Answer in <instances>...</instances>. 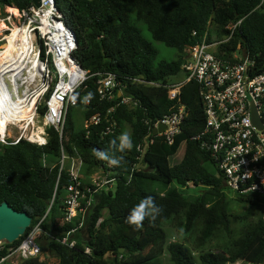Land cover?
<instances>
[{
  "label": "trees",
  "instance_id": "obj_1",
  "mask_svg": "<svg viewBox=\"0 0 264 264\" xmlns=\"http://www.w3.org/2000/svg\"><path fill=\"white\" fill-rule=\"evenodd\" d=\"M32 4V0H0V11L7 7L22 11ZM55 5L75 34L73 56L78 64L89 74H115L125 94L138 105L135 109L117 106L114 118L118 129L114 134H102L104 123L92 126L86 134L82 126H74L71 108L82 107L83 124L92 114L103 113L117 102L99 101L96 78L90 77L77 92L78 105L68 108L61 134L46 128V143L41 146L24 139L16 144L9 140L0 143V204L7 202L15 211L31 217L26 232L43 219L40 227L50 237L43 234L40 238L56 264H163L164 253L173 264H264V218L246 221L250 213L233 215L230 207L234 201L255 209L264 198L235 193L229 198L215 164L190 139L204 123L197 84L191 82L182 89L180 100L188 115L173 143L167 145L156 136L137 160L140 153L136 146L149 132V123L172 110L175 102L168 100L163 88L131 83L133 78L167 82L178 76L187 47L200 40L208 23L216 35L223 36L228 24L240 20L231 45H222L220 51H227L225 57H229L234 45L241 43L258 69L264 68V0H55ZM143 27L154 41L174 49L176 57L158 60L152 42L142 33ZM88 93L90 105L84 106ZM37 110L44 115L45 104ZM125 126L130 127L133 147L121 152L118 143ZM182 143V156L171 164ZM73 147L82 158L84 173L102 168L114 171L117 181L112 188L94 195L85 227L72 236L75 244L70 248L58 239L71 226L58 227L56 220L61 216L69 182L65 171L59 174L58 159L62 150L72 153ZM94 150L105 151L120 163L111 165L96 157ZM206 162L212 166L210 170L204 166ZM145 197H151L160 211L138 226L129 223L126 218L130 210ZM176 218H181L185 231L199 222V233L190 246L170 241L166 226ZM236 223L241 227L235 232L231 226ZM217 236L223 241L209 245ZM21 239L0 246V259ZM84 247L91 249L90 254L84 253ZM18 264L49 263L36 257Z\"/></svg>",
  "mask_w": 264,
  "mask_h": 264
},
{
  "label": "built area",
  "instance_id": "obj_2",
  "mask_svg": "<svg viewBox=\"0 0 264 264\" xmlns=\"http://www.w3.org/2000/svg\"><path fill=\"white\" fill-rule=\"evenodd\" d=\"M10 8L7 7L9 14L3 24L5 20L11 24L15 17L18 25L11 24L8 28L4 24L7 33L0 41L6 43L12 35V29L20 30L29 42L30 53L27 57H31L28 66L24 61L25 55L19 59L21 67L17 70L26 72L27 75H18V81L8 77L16 71L14 64L5 63L0 66V103L4 111L9 113L13 110L12 106L15 108L12 98L15 99L22 88L26 90V99H31L30 121L24 126H17L13 122L14 124H8L5 128V134L10 128L19 132V136L11 144L24 138L30 143L44 145L46 128L49 127L61 134L68 108L78 105L77 92L90 77L96 78L95 92L99 101L117 102L103 113L92 114L84 120L82 127L88 134L92 126L104 123L102 134H114L118 129L114 118L117 106L135 109L138 101L125 94V87L115 74H89L78 64L73 56L77 49L75 34L65 23L55 0H40L38 7L32 4L26 10L14 9L15 13ZM240 22L238 20L228 24L225 27L227 34L223 36L216 35L212 25L208 23L200 40L187 47L180 73L171 80L158 82L141 77L131 80V83L163 88L168 100L175 102L172 110L149 123V132L136 146L140 153L137 160L141 159L142 154L153 143L154 137H162L167 145H171L181 132L188 111L180 97L183 87L193 82L198 86L204 123L201 131L190 139L196 141L199 149L209 155L228 191L242 196L251 194L264 198V68L258 69L241 43L234 45V49L229 51V57H225L227 51H220L222 45H231ZM42 50L44 58L41 57ZM34 56L40 62V70L35 67L36 71L31 72L30 62ZM47 93L49 94L45 98ZM41 98L46 107L42 116L37 110V102ZM83 105L89 106L90 100L85 102L83 99ZM37 114L43 118L41 127L35 123ZM159 126L163 127L161 132L152 134V129H158ZM33 134L36 138L32 141L29 137ZM3 138L0 135V139ZM2 143H6V140ZM58 165L59 174L65 171L69 182L65 187L62 213L56 222L58 227L64 224L71 226L58 241L71 248L75 244L72 236L85 227V218L93 204L94 195L102 189L115 186L117 177L114 171H104L102 168L94 169L99 170L97 174L85 176L84 163L74 147L72 153L61 151ZM42 220L27 231L17 245L7 249L0 263L10 259L21 262L41 255L43 247L36 240L46 234L40 227ZM90 252L89 247H84V253ZM234 264L249 263L237 261Z\"/></svg>",
  "mask_w": 264,
  "mask_h": 264
},
{
  "label": "rangeland",
  "instance_id": "obj_3",
  "mask_svg": "<svg viewBox=\"0 0 264 264\" xmlns=\"http://www.w3.org/2000/svg\"><path fill=\"white\" fill-rule=\"evenodd\" d=\"M10 9H15V8H10ZM9 14V10L6 8L3 12L0 11V39L3 37L4 34L7 33L6 31V27H10L11 24L13 25H18L17 19H15V17L13 18V20H11V24H9V22L7 20L4 21L5 26L2 25L3 20L8 16ZM142 33L144 36H146L153 44L154 48L157 51V59L158 60H171L174 59L176 57V51L172 48L166 47L164 44L154 41L151 37L149 32L147 31V29L145 27H143ZM4 41H0V47H2L4 45ZM26 55H25V60L26 58L28 59V64L30 61L31 57H27L28 53H30V50L28 48V50L25 51ZM33 52V51H32ZM35 57V56H34ZM34 57H32V60L34 59ZM38 87H40V85L38 84ZM44 102L43 98H41L38 102H37V107L42 105ZM81 106L78 107H74L71 108L70 110V116L72 118V121L74 122V126L76 128L81 127L83 124L81 122ZM42 121L43 118L40 117L38 114L35 117V123L36 125H39L41 127L42 125ZM16 125L18 126H24L25 122L22 123H16ZM124 131H128L130 132V127L129 126H125L123 128V132ZM26 135V134H25ZM19 136V132L17 131V129H12L11 131L8 129V133L6 134V136L3 139H0V143H2L5 140H10L13 141L15 140L17 137ZM24 139V138H22ZM183 150H184V144L182 143L179 147V149L177 150L176 154L174 157H172L170 163L173 164L177 161H179L180 156H182L183 154ZM204 166L207 169H211L212 166L206 162L204 163ZM99 170H93L92 173L97 174ZM86 175L88 176V174H90V171L87 173L85 172ZM190 188H193L192 185H190ZM191 194H193V190H190ZM228 196L229 198L233 197V193L228 191ZM231 213L233 215L236 214H242V213H250L249 216L246 218V221H250V220H255L257 218H264V203H260L258 208L255 209H250V207L248 205L245 204H240V203H236V202H232L231 205ZM181 223V218H176L169 226H166L167 228V233H168V237H170V241H178L181 242L184 245L190 246L191 243L195 240V238L197 237L199 230H200V224L199 222H197L189 231H185L184 227L180 225ZM233 228V230L236 232L237 230H239V228L241 227L240 223H236V224H232L231 226ZM40 237H43L42 235ZM37 243L43 247L41 255L39 256V259L45 260L47 261L49 264H56V258L51 255L47 248H46V243L42 238H38ZM223 241V239L220 236H217L215 238H213L209 245H215L216 243H221ZM161 261L163 264H173L171 262V260L169 259V256L167 253H164L161 256ZM9 263L11 264H18V260L17 259H10L8 260Z\"/></svg>",
  "mask_w": 264,
  "mask_h": 264
},
{
  "label": "bare ground",
  "instance_id": "obj_4",
  "mask_svg": "<svg viewBox=\"0 0 264 264\" xmlns=\"http://www.w3.org/2000/svg\"><path fill=\"white\" fill-rule=\"evenodd\" d=\"M4 26V24L2 23ZM21 37V38H20ZM20 38V39H19ZM30 50L29 42L27 41V38L20 33V30L18 29H12V35L8 37L7 42L0 47V66L2 64L7 63V65L14 64L16 71L9 74V78L12 80L14 78L16 81H18V75L26 76V72H18L17 69L21 67V65L18 63L19 59L26 55V50ZM24 61L26 66H28V59L24 56ZM40 62L37 61V58L34 57L33 60L30 62V70L31 72H35L36 69H39ZM20 65V66H19ZM26 68V67H25ZM23 70V69H22ZM34 70V71H33ZM23 79V78H21ZM26 90L22 88L21 93L15 96V99H13V104L15 108L12 106L13 110H11L9 113H6L4 111L3 106L0 103V135L2 137H5V128L8 124H14V123H22V122H29L30 121V102L31 99H26ZM33 103V101H32ZM14 122V123H13ZM36 136L30 135L29 139L34 138Z\"/></svg>",
  "mask_w": 264,
  "mask_h": 264
},
{
  "label": "water",
  "instance_id": "obj_5",
  "mask_svg": "<svg viewBox=\"0 0 264 264\" xmlns=\"http://www.w3.org/2000/svg\"><path fill=\"white\" fill-rule=\"evenodd\" d=\"M34 6L40 5V0H32ZM162 126L152 129V134L161 132ZM31 225V217L26 212L15 211L7 202L0 204V246L12 244L19 240ZM120 252L123 251L121 248Z\"/></svg>",
  "mask_w": 264,
  "mask_h": 264
},
{
  "label": "clouds",
  "instance_id": "obj_6",
  "mask_svg": "<svg viewBox=\"0 0 264 264\" xmlns=\"http://www.w3.org/2000/svg\"><path fill=\"white\" fill-rule=\"evenodd\" d=\"M91 99V93H88L84 97V101L88 102ZM133 147L131 134L128 131L121 133L119 137L118 149L123 152L125 149H131ZM96 157L107 160L111 165H118L120 163L119 158L109 156L105 151L94 150ZM160 209L154 204L151 197L143 198L137 205H135L126 218L127 221L133 225H140L146 217L154 218Z\"/></svg>",
  "mask_w": 264,
  "mask_h": 264
},
{
  "label": "crops",
  "instance_id": "obj_7",
  "mask_svg": "<svg viewBox=\"0 0 264 264\" xmlns=\"http://www.w3.org/2000/svg\"><path fill=\"white\" fill-rule=\"evenodd\" d=\"M9 130L11 131V128H10ZM93 170H94V169H91V170H90V173H92Z\"/></svg>",
  "mask_w": 264,
  "mask_h": 264
}]
</instances>
